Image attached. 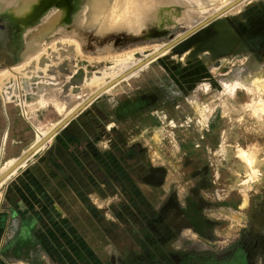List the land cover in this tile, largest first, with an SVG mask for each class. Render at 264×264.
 <instances>
[{"label":"rangeland","instance_id":"rangeland-1","mask_svg":"<svg viewBox=\"0 0 264 264\" xmlns=\"http://www.w3.org/2000/svg\"><path fill=\"white\" fill-rule=\"evenodd\" d=\"M59 1L50 0L51 3H55L52 5L54 8L52 6L44 8L47 0L0 1V16L3 17L1 25L3 28L0 32V51L8 58L15 59V53L24 49V46L28 47V41L33 42V44L38 43L34 52L30 50L31 55L28 52L29 57L26 55L24 61L21 59V61L18 60L21 62L19 64L0 69V81L4 78L3 76L8 75L3 82H0V115L4 116V120L0 118V148L3 137L2 131L9 124H13L15 127L19 125L18 120H21L20 125L24 122L25 127L22 126V129L18 128V131L16 130V133L20 132L15 134L13 138L16 141L15 144L22 147L23 144H29L33 137H37L33 144L35 146L50 129L57 127L90 98L87 97L84 101L77 102L75 106L76 103L70 102L71 96L81 90L86 79H90L94 75L100 76L103 70L111 66L114 57L131 53L136 61H142L147 55L148 57L152 56L155 48L166 45L154 42V44L146 43L126 48L120 52L94 54L90 50L98 49L95 48V42L99 43L107 37L109 39L112 35L121 33L141 34L151 22L157 23V26L161 25V29L164 30L181 26L186 32L209 16L207 15L209 13L201 17L199 15L194 16L189 13L187 6L184 3L182 4L180 0H164L165 2L163 0H154V2L153 0H144L138 30L126 26L113 31L110 30L111 32L108 34L102 33V35L98 32V35L96 33L92 37L91 40L93 41L85 45L83 39L77 36V25L79 24L76 16L81 14L78 13L80 10H74V7H77L79 0ZM155 1L156 4H154ZM168 1L174 5V14H171L170 10H166ZM234 1L226 0L218 7L216 4L207 3V1H204V5L201 6L198 4L197 6L195 3L190 6H194L195 10L210 8L214 13L220 8L229 6ZM247 1L250 2L251 0L244 1L240 4L239 9L232 10L233 13L230 14L239 12L242 6L248 3ZM64 3H66V6ZM113 3H115V0H113ZM63 4L68 12L72 11L69 14L65 13L66 16L64 14L59 16V12H66V8L62 7ZM56 6H59L60 9L55 8ZM164 10L166 11L164 12ZM155 11L156 13H153ZM30 14L33 16L31 17ZM67 16L73 22L65 20L64 17ZM36 18L39 25L36 20L35 22L33 20ZM142 18L144 19L142 20ZM21 19H23V22ZM144 20H148V22ZM174 21L176 24H174ZM32 23L36 25L33 26ZM70 23L71 25H67ZM157 26L155 25L156 28ZM217 28L214 24L211 26L209 24L204 29H212L215 32V39L213 38L212 42L209 38L210 44H203L199 41L196 46L180 56L169 50L164 57L148 63L150 65L138 72L136 78L131 77L128 80H123L101 95L85 111H82L76 117L77 119L75 118L70 123H79L83 126L89 124L90 130L93 132V130H100L101 126L99 124L102 122L105 131L100 133V137L104 139L102 141L103 146H105L104 154L106 158L112 157L110 154L112 153L114 159L116 157L120 160L124 159L123 161L127 166L125 171L131 172L132 178L137 174L138 176L141 175L145 168L162 169L166 181L164 197L167 198L172 194H176V200L180 203L183 202L186 196H191L196 200V205H199L205 219L214 221L219 229L223 226L221 229L226 234H233L223 246H228L231 241L236 240L241 234L240 245L233 252L232 264H264V83L257 82V80L264 81V60L256 62L249 59L250 56L247 57L244 53L242 57L232 62L231 58L241 54H236L233 51L234 49H231V52H228L229 54H222L221 51H224L223 44L233 45L234 42L228 41L231 35L229 29V32H226L225 27L221 31H218ZM57 29L60 30V33ZM224 30L227 35L221 36L219 32L224 33ZM67 31H72L74 35L71 34L70 37ZM104 35L105 38H103ZM40 36L44 37L41 39ZM39 43L41 44L39 45ZM76 45L80 46V50L77 49ZM103 46L101 45L99 50L104 49ZM36 50L37 52H35ZM182 58L185 61H182ZM195 61L201 62V65L204 63V67L202 70L198 69L195 72L196 76L191 73L194 76L193 79L190 77V79L185 80L183 76L188 72L190 66L196 68L197 62L195 63ZM208 67L215 68L217 73L213 74L207 71ZM16 68L18 71H14ZM18 68L21 69V72ZM4 71H8L10 75ZM256 75H258V78ZM108 80L110 79L107 78L105 82ZM224 85L228 86L229 92L227 94L223 93ZM197 87L203 91L199 99L194 101L199 111L194 110L195 106L189 100ZM36 92L38 95L35 94ZM91 93L89 92V94ZM143 94L144 96L150 94L155 101L159 99L160 102L158 104L155 102L156 104H151L150 107L146 106V109L143 108L141 112L132 117L122 118L120 123L116 122V110L119 104H125L128 101L134 102L136 98ZM53 95H57V97ZM62 96L65 98L69 96V98L64 99ZM164 101L167 103L164 104ZM59 102L65 103L68 107H74L64 116L60 112L61 105ZM28 106L32 107L29 108ZM203 106L208 113L204 109H200ZM22 110L28 120L31 118L28 123L21 115ZM6 112L15 115L12 123L5 119ZM204 113H206V116H204ZM200 115L204 116V121ZM16 116L18 117L16 118ZM54 121L58 122L54 124ZM51 123L53 124L50 129L42 134H40L39 129L37 131L35 128L41 127L44 130ZM96 131L93 132L94 135L97 134ZM92 132L89 134L91 138ZM27 135L30 138L24 139ZM120 141L126 147L124 145L118 152L113 146L121 145L122 142ZM134 146H136V149L131 153L130 149ZM129 157L134 158L135 161L129 163L127 160ZM19 158L5 167L9 158L6 153L1 152L0 176ZM31 160L33 159H29L19 167L15 174L0 185V264H60L70 261L67 247L65 248L63 244L56 246L54 244L61 238L70 239L68 237L72 234L71 230L66 228L55 230L53 228V231H51L48 228L49 222L55 223L60 220L63 222L64 219L59 215L50 213L48 197H38L40 191L35 189L39 187V184L32 172ZM134 165L137 168H132ZM122 167L120 170L123 171ZM116 171L118 170L111 169L108 172L112 175V173L116 174ZM136 185L137 190H140L139 194L137 193L140 201L150 200V188L139 179ZM116 189L117 186L114 194H112L113 196L106 197L103 203L104 212L112 211L111 207H113L114 212L106 214L108 218L111 217L109 220L117 222L122 230L128 227L129 223L135 225L142 223L145 225L143 222L147 217L146 212H143V209H134L129 206V202H133L130 192L127 191V194L123 195L122 191L118 192ZM9 191L10 194L12 193V199L7 197ZM40 193L43 194V192ZM19 201H23V206L17 205ZM182 210H184V207ZM104 218L99 217L98 220L106 228L108 222ZM39 220L45 228L35 229L32 227L33 222L38 223ZM118 226L115 225L114 229H119ZM187 227L181 226L180 229L177 228V231L180 232L182 228ZM187 231L182 229L183 236H180H182L185 246L178 243L177 245L182 250L177 253L181 256L184 254L189 255L193 258L201 255L206 258L201 263L208 264L209 259L207 258L210 257L209 254L215 252H212V250L216 246L213 245L209 236L206 240L198 239L197 244L190 243L192 242V230ZM206 231L208 232L209 229H206ZM119 234L122 240L127 238L125 234ZM74 241L78 242L75 238ZM69 245V247H76V245ZM161 247L164 250L166 247L168 248L165 243ZM120 248V259L123 261L126 257L125 254L128 253L123 252V249L126 248L121 246ZM150 248L152 250V246ZM160 248L153 247V251H158ZM168 252L176 253L173 250ZM116 256L118 257L117 254ZM56 259L58 260L56 261ZM152 263H156V259Z\"/></svg>","mask_w":264,"mask_h":264},{"label":"crops","instance_id":"crops-1","mask_svg":"<svg viewBox=\"0 0 264 264\" xmlns=\"http://www.w3.org/2000/svg\"><path fill=\"white\" fill-rule=\"evenodd\" d=\"M230 13L233 12L231 11L215 20L216 22H212L215 27H218V31L223 30L222 28L225 27L226 32H229L226 18ZM212 24H210V26ZM149 25L155 27L157 23L153 25L151 22ZM157 27L162 28L161 25ZM219 33L221 36L227 35L225 32ZM21 115L26 119V123L31 121V118L28 120L25 116L23 110ZM17 117L18 116H16V118ZM0 118L3 119L4 116L0 115ZM13 118H15L13 113L9 114L6 112L5 119L8 122L11 121L12 123ZM20 121L21 120H18L19 125L16 127L13 126V124H9L8 127L2 131V140L4 142L1 141L0 153H6L9 158L8 161L21 157L29 151L36 140V137H33L29 144H23L22 147L15 144L16 141L13 138L15 134L20 132L16 133V130L18 131V128L22 129V126L25 127V125H23L24 122L20 125ZM56 122L58 121H54L53 123L55 124ZM53 123L44 130H42L41 127L35 128L36 130L39 129L40 134H42L50 129ZM87 125L83 126L79 123H70L66 125L60 130L61 133L58 132L45 147L32 157L33 160H31L30 164L35 179L39 184V187L35 190L43 192L42 194L38 191V197H48L50 201V213L59 215L64 219L63 222L60 219L59 222H49L48 228L51 229V231H53V228L55 230L66 228L70 229L72 233L71 236L68 237L70 239L61 238L59 240L60 242L56 241L54 244L55 246L63 244L65 248L67 247L66 249L70 254V261L60 264H121L120 246L126 248L123 249V252L133 254L136 258H142L145 253L149 252V249H151L150 247L148 248V245L150 244L149 241L152 240V233L150 229L142 223L140 225L129 223L128 227L122 230V227L118 226L117 222L109 220L111 217L108 218L106 215L107 213L111 214L114 212L113 207H111L112 211L104 212V200L106 197L113 196L112 194H114L116 188L115 174L111 172L112 175L109 176L110 174L108 175L107 172L111 169L114 170V167H118L120 164L116 162L112 153H110L112 157L106 158L104 148H102L104 147V139L100 137V130H93V132L96 131L97 133L94 135L89 128V124ZM90 132L93 134L92 138L89 136ZM29 136L31 135L29 134ZM29 136L27 135L24 139L30 138ZM113 147L116 151H120L119 146ZM75 158L76 160H74ZM7 197L12 199V193L10 194V191L7 193ZM17 205L23 206V201L17 202ZM99 217H105L104 219L107 220L108 223H106V225L108 226L106 228L103 226L104 224L98 220ZM115 225H117L119 229H114ZM32 227L35 229L45 228L40 220L38 223H36V221L33 222ZM182 229L186 231L192 230L189 227ZM182 229L179 232L180 234L176 232V239L171 242H165L168 246V248L166 247L165 249L166 252L169 250L176 252L181 251L182 249L181 247L179 248V245H177L178 243L185 246V242L182 241ZM119 233L125 234L127 241L126 239L122 240ZM191 234L192 242L190 243L192 244H197L198 239L206 240L208 238L207 235L203 236L193 230ZM56 236H58V234H56ZM74 238L77 239V243L75 241L73 242ZM69 244L72 246L76 245V247H69ZM108 247L111 248L108 249ZM57 260L58 259H56V261ZM150 263L151 262L146 258V261H142L141 264Z\"/></svg>","mask_w":264,"mask_h":264},{"label":"flooded vegetation","instance_id":"flooded-vegetation-1","mask_svg":"<svg viewBox=\"0 0 264 264\" xmlns=\"http://www.w3.org/2000/svg\"><path fill=\"white\" fill-rule=\"evenodd\" d=\"M226 22L228 26H230L228 29L231 28V35L228 41L234 42L233 45L235 46L228 45L227 43L223 44L224 51H221L223 52L222 54H229L228 52H231V49H234L233 51H235L236 54H249L250 58L256 62L264 60V0H251L247 4H244L239 12L227 16ZM209 38L211 42L215 39V32L212 29L200 33L201 43L210 44ZM155 102L158 104L160 100L157 99L155 101L150 94H145V96L143 94L136 98L134 102L128 101L125 104L118 103L119 106L116 110L115 121L120 123L122 118L129 116L132 117L141 112L146 106L150 107L151 104H154ZM166 103L167 102L164 101V104ZM193 119L197 120L196 118ZM99 125L101 126L100 132L102 133V131H105V126L102 122ZM115 132L118 133L116 130ZM120 144V148L125 145L123 142ZM135 149L136 146L133 148L131 147V153H133V150ZM129 158H127L129 163L130 161H135L134 158ZM115 160L120 164L118 167H114L115 170H118L114 175L116 183L118 184H116V190L118 192L122 191L123 195L127 194V191L130 192L132 197L131 200H133V202H129V206L134 209H143L142 211L146 212L147 217L144 219V222H142L145 223L152 233V240L149 241L150 244L148 245V248L150 245L152 246V250L149 249V252L145 253L142 258H136L133 254H125L126 257L125 260L121 261L122 264H141L142 261H146V258L151 262L150 264H202L201 262L206 260V258L201 255L196 256L195 258L185 254L181 256L177 252H165L163 247H161L166 241L171 242V240L175 239L176 232H179L177 231V228L181 226H188L194 232L203 236H209L213 245L216 246V250H212V252L215 251L213 252L214 254H209L210 257L207 258L209 259L208 264H232L233 252L240 245L241 234L236 240L231 241L228 246H223L229 241L228 239H230L233 234H226V232L221 229L223 226L220 230L217 228L214 221H208L205 219L199 205H196V200L191 196H186L183 199V202L180 203L176 200V194H172L167 198L164 197L165 194L163 193L166 191L164 189L166 181L162 169L157 170L152 167L145 168V171H143L141 175L138 176L137 174L132 178V173L125 171V167L127 168V166L123 161L124 159L120 160L116 157ZM121 166H123V171L120 170ZM132 168L137 167L134 165ZM141 168L144 169L143 167ZM138 179L150 188V200L145 199L140 201V198H138L140 192V190L138 191L136 188V182ZM163 198L165 199L163 200ZM183 207L184 210H182ZM185 223L187 225H184ZM206 229H209V231L207 232ZM153 247L161 248L158 249V251H153ZM155 259L156 263H152Z\"/></svg>","mask_w":264,"mask_h":264},{"label":"bare ground","instance_id":"bare-ground-1","mask_svg":"<svg viewBox=\"0 0 264 264\" xmlns=\"http://www.w3.org/2000/svg\"><path fill=\"white\" fill-rule=\"evenodd\" d=\"M48 1V0H47ZM50 1V0H49ZM164 1V0H163ZM204 1H207V3H210V4H212V5H215L216 4V6L218 7V6H220V4H222V3H224L226 0H180V2H182V4L184 3L186 6H187V8H188V11H189V13H191V14H193L194 16H203V15H206L207 13H209V14H207V15H209V16H207L206 18H205V20H207L208 18H210L212 15H214L215 13H217V12H220L221 10H223L224 8H226V7H228V6H226V7H223L221 10L219 9L218 11H216V12H214V13H212V11H211V9L210 8H204V9H198V10H195V8H194V6H190V5H192V4H198V5H204ZM236 1V0H235ZM234 1V2H235ZM152 2V1H151ZM153 2H154V0H153ZM152 2V3H153ZM165 2V1H164ZM234 2H232V3H234ZM248 2V1H247ZM258 2V1H257ZM62 3V2H61ZM65 4V6H66V3H64ZM64 4L62 5V7L64 6ZM75 4V3H74ZM73 4V5H74ZM154 4H156V1H155V3ZM257 4V3H256ZM178 5V4H177ZM197 5V6H198ZM231 5V4H230ZM229 5V6H230ZM64 6V7H65ZM144 6V0H115V3H113V0H79L78 2H77V7L75 8L74 7V10H80L78 13L79 14H81V15H77V23L79 24V25H77V32H78V34H77V36L81 39H83V41H84V43H85V45H86V43H89V42H91V41H93V40H91L92 39V37L93 36H95V34L97 33V35H98V32H100L101 34L102 33H109V32H111L110 30H114V29H117V28H124V27H126V26H130V27H133L134 28V30H138L139 28H140V25L138 26V24H139V20H140V16H141V13H142V10H143V7ZM155 6V5H154ZM162 6V5H161ZM167 9L166 10H170L169 12L172 14H174V12H175V9H174V5L171 3V2H167ZM246 7V6H245ZM66 8V7H65ZM81 8V9H80ZM64 9V8H63ZM216 9V8H215ZM234 9H239V6H237V7H235V8H233L232 10H234ZM258 9V8H257ZM27 10V9H26ZM166 10H164V12L166 11ZM231 10V11H232ZM12 11H13V8H12ZM66 12H59V16H62L63 14L65 15V13L66 14H69L70 13V11H72V10H70L69 12L67 11V8H66V10H65ZM157 11V10H156ZM156 11L155 12H153V13H156ZM162 11V10H161ZM231 11H229V12H231ZM244 11V10H243ZM160 12V11H159ZM228 12V13H229ZM15 13V12H14ZM28 13V12H27ZM47 13V12H46ZM152 13V14H153ZM186 13H188V12H186ZM211 13V14H210ZM16 14V13H15ZM73 14V13H72ZM146 14V13H145ZM149 14V13H148ZM31 15V17L33 16L32 14H30ZM18 16H19V14H18ZM29 16V15H28ZM66 16V15H65ZM72 16V15H71ZM146 16V15H145ZM186 16V15H185ZM30 17V16H29ZM37 18H38V16H36ZM73 17V16H72ZM184 17V16H183ZM16 18H18V17H16ZM37 18L36 19H33L34 20V22H35V20H36V22H37ZM54 18V17H53ZM65 18V20H67V21H72V20H69L68 18H69V16H67V17H64ZM186 18V17H185ZM196 18V17H195ZM199 18V17H198ZM27 19V18H26ZM29 19V18H28ZM30 19H32V18H30ZM144 18H142V20H143ZM146 19V18H145ZM170 20H171V18H170ZM205 20H203V21H205ZM21 21L23 22V19H21ZM31 21V20H30ZM39 21V20H38ZM145 22H148V20L146 21V20H144ZM151 21V20H150ZM191 21V20H190ZM202 21V22H203ZM222 21V20H221ZM32 22V21H31ZM58 23H59V21H57ZM73 22V21H72ZM180 22H182V21H180ZM202 22H200V23H198L196 26H194L193 28H195V27H197V26H199ZM216 22V21H215ZM25 24H26V21L24 22ZM38 23V22H37ZM75 23H76V21H75ZM156 23V22H155ZM241 23V22H240ZM147 24V23H146ZM145 24V25H146ZM171 24V23H170ZM170 24H169V26H170ZM174 24H176L175 23V21H174ZM173 23H172V25H174ZM32 25L34 26V25H36V24H34V23H32ZM38 25H39V23H38ZM67 25H71V23L70 24H67ZM192 25V24H191ZM223 25H224V23H223ZM26 26V25H25ZM32 26V27H33ZM65 26H66V24H65ZM142 26V25H141ZM148 26V25H147ZM220 26V25H219ZM225 26H226V24H225ZM62 27V26H61ZM223 27V26H222ZM230 27V26H229ZM29 28H31L30 26H29ZM69 28H73V27H69ZM132 28V29H133ZM146 28H148V27H146ZM193 28H191V29H189V30H192ZM60 29V28H59ZM63 29V28H62ZM126 29V28H125ZM131 29V30H132ZM225 29V28H224ZM231 29V28H230ZM229 29V30H230ZM29 30V29H28ZM58 30V29H57ZM129 30V29H128ZM189 30H187V31H189ZM233 30V29H232ZM22 31V30H21ZM42 31V30H41ZM48 31H50V30H48ZM54 31V30H53ZM60 30H58V32H59ZM66 31V30H65ZM74 32H75V30H73ZM240 31V30H239ZM55 32V31H54ZM69 31H67V33H68ZM224 32H225V30H224ZM232 32H234V31H232ZM53 33V32H52ZM60 33V32H59ZM64 33V32H63ZM66 33V32H65ZM99 33V34H100ZM48 34V33H47ZM51 34V33H50ZM68 34H70V37H71V34L72 35H74V33H72V31H70ZM100 34V35H101ZM45 35H46V33H45ZM57 35V34H56ZM64 35H66V34H64ZM63 35V36H64ZM103 35V34H102ZM101 35V36H102ZM51 36V35H50ZM53 36V35H52ZM54 36H55V33H54ZM23 37V36H22ZM33 37V36H32ZM44 37V36H43ZM42 36H40V38L42 39L43 38ZM110 37H111V34H110ZM75 38H76V36H75ZM78 38V39H79ZM103 38H105V35H104V37ZM47 39H48V37H47ZM77 39V40H78ZM79 39V40H80ZM110 39V38H109ZM33 40H37V39H33ZM45 40V39H44ZM48 40H50V39H48ZM78 40V41H79ZM42 41V40H41ZM69 41V40H68ZM29 43H28V47H26V46H24V49H22L20 52H18V53H15V59H17V60H20L21 61V59H23L22 61H24V58L26 57V55H27V57H29V55H28V52L30 51V50H33V52H34V49L36 48V46H37V44L38 43H34L33 44V42L31 43L30 41H28ZM37 42H40V41H37ZM43 42V41H42ZM44 42H46V41H44ZM73 42V41H72ZM81 42V41H80ZM26 43V42H25ZM58 43V42H57ZM66 43V42H65ZM27 44V43H26ZM41 43H39V45H40ZM50 44V43H49ZM70 44V43H69ZM90 44V43H89ZM104 45L103 46V48L105 47V48H108V47H110L109 45V42H108V37L107 38H105L103 41H100L99 43H97V42H95V48L97 49L98 47H100V46H98V45ZM38 45V46H39ZM80 45H81V43H80ZM84 45V44H83ZM164 45V44H163ZM77 46V49H79L80 50V46L79 45H76ZM90 46H92V45H90ZM98 46V47H97ZM165 46L166 45H164V46H161V47H159V48H155L154 50H155V52L154 53H152L153 55L152 56H154V58H152L150 61L152 62V60H158V59H160V58H162V57H164L167 53H168V51L169 50H167L166 52H165V50L164 51H162L164 48H165ZM58 47V46H57ZM41 48V47H40ZM65 48V47H64ZM82 48V47H81ZM38 49V48H37ZM48 49V48H47ZM99 49V48H98ZM61 50V49H60ZM101 50V49H100ZM153 50V51H154ZM38 51H39V49H38ZM45 51V50H44ZM48 51V50H47ZM162 51V52H161ZM244 51V50H243ZM35 52H37V50L35 51ZM242 52V51H241ZM76 53V52H75ZM29 54L31 55V53L29 52ZM33 54V53H32ZM59 54V53H58ZM155 54H156V56H155ZM206 54V53H205ZM46 55H48V54H46ZM51 55V54H50ZM247 55V57H249V54H246ZM253 55V54H252ZM152 56H149L148 57V55H147V57L145 58V59H143L142 61L141 60H137L136 61V59L133 57V55L131 54V53H129V54H126V55H120V56H116V57H114L113 58V60H112V64H111V66L110 67H108V68H104L105 70H103L102 71V73H101V75L100 76H97V75H92L93 77H91L90 79H86V82H85V84L81 87V90L80 91H78L77 93H75L74 95H72L71 96V101L70 102H74V103H76V104H74V106L75 105H77V102H81L82 100L84 101L87 97H91L92 95H94V94H96V92H98L100 89H102V87H104V85H107L109 82H111L112 80H114V79H116V78H118V76H120L121 74H123V73H125V72H127L128 70H130V69H132V68H135L136 66H138V65H141L143 62H144V60H147V59H150ZM207 56V55H206ZM243 56V54H241V55H238V56H235V57H233V58H231V60H232V62L233 61H236V59L237 58H239V57H242ZM39 57V56H38ZM185 57H186V55H185ZM184 56H183V58H185ZM49 58V57H48ZM72 58V57H71ZM183 58H182V61H185V59L183 60ZM180 59V58H179ZM189 59V58H188ZM203 59V58H202ZM249 59H251V58H249ZM111 61V60H110ZM204 61V60H203ZM154 62V61H153ZM197 61H195V63H196ZM246 62H248V61H246ZM21 63V62H20ZM25 63V62H24ZM26 63H27V61H26ZM25 63V64H26ZM32 63V62H31ZM109 63V62H108ZM176 64V63H175ZM190 64V63H189ZM192 64V63H191ZM197 65H196V68H194V67H191L190 66V69L188 70V72H186L184 75L185 76H183L184 77V79L185 80H188V78L190 79V77H192V79L194 78V76L192 75L193 73H194V75H195V72L198 70V69H201L202 70V68L204 67V63H202V65H201V62L200 63H196ZM24 65V64H23ZM22 65V66H23ZM148 65H150V64H148L147 63V65L145 64L144 66H142L141 67V69L138 71V72H140V71H142L143 69H145ZM29 66H30V64H29ZM33 66V65H32ZM38 66V65H37ZM183 66V65H182ZM194 66H195V64H194ZM19 67V66H18ZM24 67H25V65H24ZM93 67V66H92ZM161 67V66H160ZM22 68V67H21ZM209 68V69H208ZM206 70L207 71H209V72H212L213 74H216L217 72H216V69L215 68H213V67H208ZM19 69V68H18ZM47 69V68H46ZM17 70V68L14 70V71H16ZM20 70V72H21V69H19ZM84 70H86V69H84ZM10 71V70H9ZM12 72H13V69L11 70ZM18 71V70H17ZM22 71H23V69H22ZM25 71V70H24ZM99 71V70H98ZM5 72V71H4ZM43 72V71H42ZM80 72H82V71H80ZM138 72H136V73H134L131 77H135L136 75H137V73ZM168 72V71H167ZM3 73V72H2ZM6 74L7 73H9L8 71L7 72H5ZM18 73V72H17ZM36 73H37V71H36ZM85 73V72H84ZM95 73V72H94ZM192 73V74H191ZM5 74V75H6ZM13 74V73H12ZM11 74V75H12ZM15 74V73H14ZM20 74H22V73H20ZM27 74V73H26ZM25 74V75H26ZM78 74V73H77ZM148 74V73H147ZM188 74H191V75H188ZM212 74V75H213ZM9 75H10V73H9ZM181 75V74H180ZM259 76H260V74H258ZM258 75H256V77L258 76ZM263 75V74H262ZM2 76V75H1ZM8 76V75H7ZM7 76H3L4 78L6 77L7 78ZM19 76V75H18ZM27 76V75H26ZM138 76V75H137ZM196 76V75H195ZM3 77H1V78H3ZM131 77H129V78H131ZM217 77V76H216ZM264 77V76H263ZM4 78L0 81V82H3V80H4ZM5 78V79H6ZM110 79V80H108V81H106L105 82V80L106 79ZM129 78H127V80L129 79ZM136 78V77H135ZM258 78V77H257ZM259 78H261V77H259ZM70 79V78H69ZM218 79V78H217ZM68 80V79H67ZM84 80V79H83ZM126 80V79H125ZM184 80V81H185ZM57 81V80H56ZM82 82V81H81ZM257 82H260V83H264V81H259V80H257ZM18 83V82H17ZM54 83V82H53ZM83 83V82H82ZM154 83V82H153ZM1 86H3V85H1ZM74 87V86H73ZM77 87V86H76ZM112 88H114V87H112ZM111 88V89H112ZM123 88V87H122ZM224 94H227L229 91H228V86L227 85H224ZM14 89V88H13ZM111 89H109V90H111ZM206 89V88H205ZM108 90V91H109ZM2 91V90H1ZM37 91L39 92V90L37 89ZM107 91V92H108ZM206 91V90H205ZM89 92H92L91 94H89ZM194 93H192V96L190 97V101H192L191 103L195 106V108H194V110H198V107L196 108V105H195V100H198L199 99V97H200V95H201V93H203V91H202V89H200L199 87H197L194 91H193ZM40 93H42V92H40ZM50 93V92H49ZM106 92H104L103 94H105ZM36 95H38L37 94V92L35 93ZM222 94V93H221ZM41 95V94H40ZM39 95V96H40ZM156 95V94H155ZM163 95V94H162ZM54 96V95H53ZM6 97V96H5ZM18 97V96H17ZM54 97H57V95L56 96H54ZM7 98V97H6ZM43 98V97H42ZM42 98H41V100H42ZM62 98H64V99H67V98H69V96L68 97H63L62 96ZM10 99V98H9ZM40 100V101H41ZM68 101V100H67ZM87 101V100H86ZM189 101V102H190ZM56 102H57V100H56ZM39 103V102H38ZM42 103V102H41ZM59 104L61 105V109H60V112H62V114L65 116V114L67 113V112H69L73 107H68L65 103H60L59 102ZM85 104V103H84ZM84 104H82L78 109H80L81 107H83V105ZM21 105V104H20ZM205 106V105H204ZM204 106L202 107V108H200V109H204ZM29 108L30 107H32V106H28ZM34 108H35V106H34ZM77 109V110H78ZM76 110V111H77ZM149 110V109H148ZM196 110V111H197ZM210 110V109H209ZM75 111V112H76ZM83 111H85V109L83 110ZM199 111V110H198ZM202 111V110H201ZM204 111H207V110H205L204 109ZM59 112V113H60ZM75 112H73V114L75 113ZM207 113H208V111H207ZM205 114V115H204ZM203 115L204 116H206V113H204ZM203 115H200V116H202L203 117V121H204V116ZM70 116H72V114L70 115ZM70 116H68V117H70ZM67 117V118H68ZM77 119V118H76ZM65 120V119H64ZM63 120V121H64ZM205 120H206V118H205ZM62 121V122H63ZM61 122V123H62ZM60 123V124H61ZM197 123H198V121H197ZM59 124V125H60ZM77 124V123H76ZM171 124H172V122H171ZM58 125V126H59ZM170 125V124H169ZM88 126V125H87ZM174 126V125H173ZM181 126H182V124H181ZM180 126V127H181ZM83 127V126H82ZM175 127V126H174ZM56 127H54V128H52V129H50L48 132H47V134L45 135V136H47L51 131H53V129H55ZM87 128V127H86ZM202 128V127H201ZM80 130V129H79ZM38 131V130H37ZM63 131V130H62ZM65 131V130H64ZM60 132V131H59ZM68 132V131H67ZM61 133V132H60ZM66 133V132H65ZM91 133V132H90ZM63 135V134H62ZM81 135V134H80ZM38 136V135H37ZM92 136V135H91ZM5 137V136H4ZM154 137H155V134H154ZM37 138V137H36ZM88 138V137H87ZM80 139V138H79ZM156 140H157V138H155ZM50 140H52V139H50ZM49 140V141H50ZM3 141V140H2ZM48 141V142H49ZM61 141V140H60ZM60 141H59V143H60ZM4 142V141H3ZM86 142H88V141H86ZM68 143V142H67ZM84 143V142H83ZM2 145V144H1ZM32 145V144H31ZM47 145V144H46ZM46 145H44V147L46 146ZM63 145V144H62ZM66 145V144H65ZM67 146V145H66ZM98 146H99V144H98ZM79 147V146H78ZM105 147V146H104ZM104 147H102V148H104ZM56 148V147H55ZM76 148V147H75ZM68 149H69V147H68ZM100 150V149H99ZM68 151V150H67ZM80 151V150H79ZM38 152V151H37ZM27 153V152H26ZM25 153V154H26ZM80 153V152H79ZM76 154H77V152H76ZM109 154V153H108ZM238 155H240V154H238ZM243 155V154H242ZM78 156H80V155H78ZM82 157V156H81ZM99 157V156H98ZM97 157V158H98ZM96 158V159H97ZM249 159V158H248ZM29 160V159H28ZM27 160V161H28ZM67 160V159H66ZM74 160H76V158L74 159ZM13 161H15V160H11V161H8L7 163H6V165H5V167L7 166V165H9L10 163H12ZM26 161V162H27ZM17 162V161H16ZM15 162V163H16ZM25 162V163H26ZM68 162V161H67ZM78 162V161H77ZM14 163V164H15ZM24 163V164H25ZM80 163V162H79ZM13 164V165H14ZM81 164V163H80ZM12 165V166H13ZM5 167H3V168H5ZM71 167V166H70ZM92 167V166H91ZM9 169V168H8ZM7 169V170H8ZM19 169V168H18ZM17 169V170H18ZM3 170V169H2ZM6 170V171H7ZM16 170V171H17ZM76 170V169H75ZM5 171V172H6ZM15 171V172H16ZM4 172V173H5ZM15 172L14 173H12L10 176H12L13 174H15ZM3 173V174H4ZM253 174V173H252ZM257 174V173H256ZM9 176V177H10ZM93 176V175H92ZM254 176V175H253ZM8 177V178H9ZM249 177H251V176H249ZM8 178H6V179H8ZM92 178V177H91ZM252 178V177H251ZM5 179V180H6ZM81 179V178H80ZM4 180V181H5ZM3 181V182H4ZM3 182H1L0 183V185L3 183ZM248 182V181H247ZM245 184H246V182H245ZM89 186V185H88ZM250 190V189H249ZM101 194V193H100ZM73 205V204H72ZM232 216H233V214H232Z\"/></svg>","mask_w":264,"mask_h":264},{"label":"water","instance_id":"water-1","mask_svg":"<svg viewBox=\"0 0 264 264\" xmlns=\"http://www.w3.org/2000/svg\"><path fill=\"white\" fill-rule=\"evenodd\" d=\"M1 1V0H0ZM54 1V0H53ZM56 1V0H55ZM246 0H236L230 6L224 8L220 12L215 13L207 20L203 21L199 26L193 28L192 30L184 32V28L179 26L175 28H171L169 30L161 29L160 27H152L151 25L148 26L147 29L141 32V34H125L121 33L119 35H112L110 39H108L109 46L108 48L104 49H91L90 51L94 54H105L106 52H120L126 48H132L134 46H138L141 44L158 42L159 44H166L165 48L162 50L165 52L167 50H172L174 54H178L179 56L188 52L192 47L196 46L197 43L200 41V33L205 31L204 29L217 20L218 18L222 17L223 15L227 14L233 8L239 6ZM58 2H60L58 0ZM2 3V2H1ZM55 3H51L49 0L46 2L44 8H48ZM47 6V7H46ZM54 8V6H52ZM55 8H59L56 6ZM77 19V16H76ZM3 22V17L0 16V32L3 27H1ZM63 22V20H62ZM154 24V23H153ZM108 36V35H107ZM101 46V45H99ZM98 47V46H97ZM100 48V47H98ZM89 51V50H84ZM161 51V52H162ZM156 56V54H155ZM154 58L152 56L150 59L144 60L141 65L136 66L128 70L127 72L121 74L118 78L109 82L106 86H104L101 90L96 92V94L92 95L81 107L78 109L72 116L66 118L59 126H57L53 131H51L47 136L43 137L35 146H33L26 154L22 155L17 162L11 166L4 174L0 176V183L3 182L6 178H8L12 173H14L19 167H21L28 159H31L37 151H39L44 145L48 143L50 139H52L62 128L68 125L71 121H73L84 109H86L92 102L97 100L104 92H107L112 87L116 86L123 80L131 77L134 73L138 72L142 66L147 63H150L151 59ZM20 61L15 60L14 58H8L7 55H4L3 52L0 51V69L1 68H10L16 64H19Z\"/></svg>","mask_w":264,"mask_h":264}]
</instances>
